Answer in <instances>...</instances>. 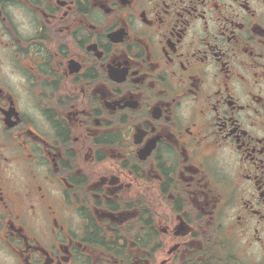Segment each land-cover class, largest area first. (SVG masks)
I'll return each mask as SVG.
<instances>
[{"label": "flooded vegetation", "instance_id": "flooded-vegetation-1", "mask_svg": "<svg viewBox=\"0 0 264 264\" xmlns=\"http://www.w3.org/2000/svg\"><path fill=\"white\" fill-rule=\"evenodd\" d=\"M0 264H264V0H0Z\"/></svg>", "mask_w": 264, "mask_h": 264}]
</instances>
